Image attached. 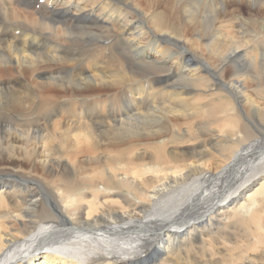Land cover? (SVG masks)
I'll list each match as a JSON object with an SVG mask.
<instances>
[{"label":"bare ground","instance_id":"bare-ground-1","mask_svg":"<svg viewBox=\"0 0 264 264\" xmlns=\"http://www.w3.org/2000/svg\"><path fill=\"white\" fill-rule=\"evenodd\" d=\"M143 1L0 0V264H264L204 239L264 243V30Z\"/></svg>","mask_w":264,"mask_h":264},{"label":"rangeland","instance_id":"rangeland-1","mask_svg":"<svg viewBox=\"0 0 264 264\" xmlns=\"http://www.w3.org/2000/svg\"><path fill=\"white\" fill-rule=\"evenodd\" d=\"M184 1H188V0H177L176 2V5L179 7V10H181L184 14L182 19L179 15V18L181 20L178 21L177 23H184V22L190 23L191 20L194 18L196 20L194 19L193 20L196 21V23L193 25L196 26L200 31H203V35L209 34V32L211 31L212 24L216 21L217 18H220L222 16L224 17L225 21L234 20L233 23H236L239 26L244 25V23H246V25L250 26L251 28L253 26V28L259 27L261 30H264V11L262 12L263 14L257 13L256 11L257 5H263L264 7V0H252V1L250 0L251 10H249L250 8L247 6V2L246 3L243 2L248 0H198L197 6H195L196 10L190 4L186 5V2ZM41 2H43V0H41ZM141 2L143 3L144 1L141 0ZM192 11H195V13L194 12L192 13ZM225 23L226 22H223V24L221 25L222 28L221 34L222 33H226V34L213 40V42L216 43V46L220 44L219 47H224L225 40L234 41V35L229 33L234 30L230 28H224ZM237 31L238 30H236V32ZM192 37L195 38V36ZM233 46L234 45H232V47ZM207 47H208V43L204 44V49H205L204 57L206 62L211 63L214 60V55L212 51H208ZM219 47L218 50H220ZM252 56H253L252 54H245L244 56L239 58L238 61L236 62L234 61L233 63V66L237 65L244 68L243 70H245V75L243 76H245V78L243 84L246 87L249 86L250 82H252V81H248L247 79V76H249V74L254 70V67L252 66V59H251ZM226 62L225 65H228ZM260 65H262V61H260ZM12 66L14 67V74L16 75L17 73L15 69L16 65L12 64ZM235 70H236L235 68L232 70L228 68L226 71V77L228 78L230 74ZM34 78L39 80V77L37 75H35ZM249 92L250 95L253 98H255L257 101L263 102V97L261 95L255 93L252 90H250ZM59 116L56 118H58V120H62L63 119L62 115L60 114ZM56 123H58V121H56ZM67 127H71L70 137H72V138L68 137L67 139H65V142L67 141L66 142L67 144L64 141L62 142L65 145V148L69 150L67 151L69 153L71 152L75 153L76 150L77 152L80 153V151L85 150L89 144H85L84 142L81 141V136H78L79 132L75 130L74 126L62 125L57 130L58 133L61 134L62 128H67ZM134 134H138V133H134ZM160 143L163 144L164 141H161ZM254 208H256V206ZM250 212L251 210L248 209L244 211L245 220H248V218H250ZM263 223H264V214H263ZM254 228L252 230H254ZM250 230H251L250 227L246 226L244 223L238 225L237 222L231 221L229 224H226V226L219 229L218 232L215 233L214 235H212L213 233L209 234L208 232H206L208 236L205 235L204 239L205 241L206 239L208 240L205 242V246H210L209 243H213L215 246V251L218 256H222L221 253H226L227 255L231 254L235 256L237 253H243L244 250H248V254L250 252L249 254L250 256L255 254H260L261 251H264V243L260 244V246L259 245L257 246L255 241L253 240L255 238V235L254 233H251ZM208 237H213V241L212 240L209 241ZM260 262H257V264L263 263ZM154 264H159V263L154 262Z\"/></svg>","mask_w":264,"mask_h":264}]
</instances>
